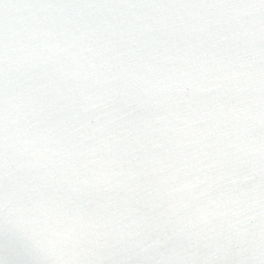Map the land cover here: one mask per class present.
Wrapping results in <instances>:
<instances>
[{"label": "snow or ice", "instance_id": "snow-or-ice-1", "mask_svg": "<svg viewBox=\"0 0 264 264\" xmlns=\"http://www.w3.org/2000/svg\"><path fill=\"white\" fill-rule=\"evenodd\" d=\"M0 264H264V0H0Z\"/></svg>", "mask_w": 264, "mask_h": 264}]
</instances>
